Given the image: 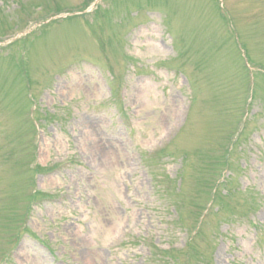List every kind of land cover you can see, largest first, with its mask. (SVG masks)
Instances as JSON below:
<instances>
[{
  "label": "rangeland",
  "instance_id": "374dc122",
  "mask_svg": "<svg viewBox=\"0 0 264 264\" xmlns=\"http://www.w3.org/2000/svg\"><path fill=\"white\" fill-rule=\"evenodd\" d=\"M0 264H264V0H0Z\"/></svg>",
  "mask_w": 264,
  "mask_h": 264
}]
</instances>
